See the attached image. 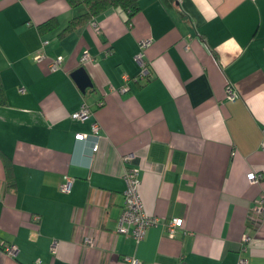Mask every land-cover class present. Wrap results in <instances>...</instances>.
Listing matches in <instances>:
<instances>
[{
	"label": "crops",
	"instance_id": "1",
	"mask_svg": "<svg viewBox=\"0 0 264 264\" xmlns=\"http://www.w3.org/2000/svg\"><path fill=\"white\" fill-rule=\"evenodd\" d=\"M78 13L0 0V264H264V0H139L67 29ZM132 169L158 218L141 241L118 229Z\"/></svg>",
	"mask_w": 264,
	"mask_h": 264
},
{
	"label": "built area",
	"instance_id": "2",
	"mask_svg": "<svg viewBox=\"0 0 264 264\" xmlns=\"http://www.w3.org/2000/svg\"><path fill=\"white\" fill-rule=\"evenodd\" d=\"M142 55V54H141ZM37 60H42L43 55L38 53L36 56ZM90 60V55L88 52L84 53L81 62H86ZM139 61L142 64V57L139 56ZM58 61L54 62L51 66V68H56L57 67ZM148 73V69L146 66L143 64V70H142V75L146 76ZM126 88L121 89V91H125ZM227 94L228 97L231 99L235 98V90L232 86L227 87ZM91 110L90 107L87 104H83L80 113L78 116L81 119H85L89 116ZM94 130L98 131L99 125L97 123H94L93 125ZM84 134L83 133H78L76 135L77 139H84ZM262 147L264 148V139L262 141ZM95 151L98 149V146L95 145L93 148ZM125 158H128L126 156ZM248 178L252 182H257L263 178L262 173H258L256 171H251L248 173ZM74 179L71 177L66 176L64 182L61 185V189L64 192H70L72 190V185H73ZM138 184H139V177H138V172L135 170H130L127 174V190L125 192L126 195V201L124 205L123 212L120 216L119 222H118V229L122 232H127V233H132L138 241H141L146 233V230L148 227L154 225L157 223L158 218L154 216H149L144 212L140 197L138 195ZM260 209V207H258ZM183 225V218H174L170 220L166 227H167V232L168 235L173 237L177 229ZM249 236L244 237V240H248ZM86 242L89 245H94V238L92 237H87ZM52 250H55V246L51 248ZM6 250L8 251L9 254H14L15 250L12 247L7 246ZM125 262L127 264H141L140 260L137 257H126ZM239 264H248V261L246 258L241 257L239 259Z\"/></svg>",
	"mask_w": 264,
	"mask_h": 264
},
{
	"label": "trees",
	"instance_id": "3",
	"mask_svg": "<svg viewBox=\"0 0 264 264\" xmlns=\"http://www.w3.org/2000/svg\"><path fill=\"white\" fill-rule=\"evenodd\" d=\"M72 7L78 10V14L69 21L67 29H72L79 23L91 18L111 7H120L127 11L129 17L139 10V0H67ZM7 102L5 90L0 78V105ZM5 168L9 182L12 184L11 161L8 157L4 158Z\"/></svg>",
	"mask_w": 264,
	"mask_h": 264
},
{
	"label": "water",
	"instance_id": "4",
	"mask_svg": "<svg viewBox=\"0 0 264 264\" xmlns=\"http://www.w3.org/2000/svg\"><path fill=\"white\" fill-rule=\"evenodd\" d=\"M72 76L75 79L81 91L85 92L87 87L92 86L91 78L88 75L85 67L81 66L78 69H76L73 72Z\"/></svg>",
	"mask_w": 264,
	"mask_h": 264
}]
</instances>
